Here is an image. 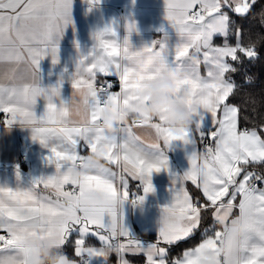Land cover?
Returning <instances> with one entry per match:
<instances>
[{"label": "snow or ice", "instance_id": "snow-or-ice-1", "mask_svg": "<svg viewBox=\"0 0 264 264\" xmlns=\"http://www.w3.org/2000/svg\"><path fill=\"white\" fill-rule=\"evenodd\" d=\"M71 12L72 0H0V62L9 69L0 79V113L10 116L4 121L8 130L13 125L30 129L32 139L49 149L47 163L55 168L28 187H0V264H27L23 242L30 236L55 237L66 253L75 236L73 254H67L76 264L100 258L108 264L110 246L119 264H129L125 252L143 253L146 264H169L168 249L160 244L191 238L209 212L213 225L203 229L197 246L171 264H200L209 252L217 254V264H264V120L241 116L239 105L230 102L241 87L235 80L238 66L262 59L264 0H165L174 43L161 28V39L135 49L129 39L136 31L132 22L126 23L122 37L116 22L94 32L86 52L76 45L75 70L68 74L72 89H89V119L83 123L68 119L69 102L60 91L63 77L55 87L40 85V61L51 56L57 63L59 40L73 22ZM231 13L243 19L259 16L260 30L250 25L245 34ZM216 36L223 37L221 46L214 44ZM152 55L159 57V67L135 70L137 63L151 64L145 58ZM167 66L184 73L176 87L194 109L192 127L177 130L163 120H130L119 125L116 135L106 134L99 127L104 112L133 111L146 81L157 79ZM99 76L104 79L99 81ZM110 77L118 78V92ZM245 82L251 83V77L245 76ZM38 98L45 102L39 116ZM134 129H148L154 137L146 142ZM194 132L204 144L202 153ZM176 141L192 148L190 167L182 175L173 174V200L161 210L157 242L145 244L130 234L123 207L142 205L154 191L152 174L168 169L167 152ZM81 147L99 153L102 162L89 163ZM126 176L139 181L143 194L129 192ZM185 181L202 192L203 203L193 199ZM97 194L104 199L99 206ZM230 225H241L243 233L237 235ZM89 236L103 247L86 246ZM118 237H126L127 243Z\"/></svg>", "mask_w": 264, "mask_h": 264}, {"label": "crops", "instance_id": "crops-1", "mask_svg": "<svg viewBox=\"0 0 264 264\" xmlns=\"http://www.w3.org/2000/svg\"><path fill=\"white\" fill-rule=\"evenodd\" d=\"M71 15L73 22L65 29L58 43L57 63L53 64L51 56H45L39 64L41 87H55L63 77L60 91L61 98L65 101L70 98L71 93L74 91L68 79V74L75 70V62L78 58L76 45L79 44L80 52H86L93 43L92 34L94 32L116 22L118 24V34L122 37L127 34L126 23H135L136 31L129 36L130 42L135 49L150 45L155 39H161L163 33L158 31L161 28L169 32L173 43L176 39L175 31L170 28L165 18V0H98L96 3H90V0H72ZM217 37L223 38L221 36L214 37V44L221 46L223 40L215 41ZM8 71V66L0 62V79H3ZM200 73L202 76L206 75V69L203 64L200 66ZM101 79L103 77L99 76L98 80ZM44 103L43 98H38L35 108L37 116L42 114ZM6 119H10L9 114L0 113V187L8 186L14 188L17 184L21 187H28L33 179L53 174L55 168L49 165L46 159L50 154L49 149L44 147L39 141H34L31 130L28 128L13 125L8 130L4 123ZM134 131L141 135L146 142H151L154 137V133L148 129H134ZM197 138L199 139V134L194 132L196 147L199 151ZM161 145L163 146L162 141ZM191 152L192 148L185 145L182 141L173 142L167 152L168 169H162L159 173L154 172L152 174L151 182L154 191L145 195L144 202L140 206H133L131 203L124 204V223L130 234L140 239L143 243L157 242L161 210L164 206L170 205L173 200V174L182 175L189 169L188 157ZM80 154L89 155L91 153L90 150L81 147ZM21 155H26V165L21 163ZM17 172H19V176H17ZM126 179L128 180L130 193L143 194L142 187L138 188L139 181L127 176ZM189 186L195 187L190 181H185L184 187L187 191H189ZM197 190L200 192V197L198 198L203 203L202 192L199 189ZM44 194L50 195L48 192ZM204 215L210 218L209 226H212L211 213H205ZM216 227L219 226L217 225ZM147 236H153V239H149ZM75 238L74 236V240ZM117 239L121 243H127L126 237H118ZM198 243L192 247L197 246ZM86 246L101 248L103 244L97 237L89 236L86 240ZM160 246L167 249L171 247L162 243ZM182 253L179 257L182 256ZM72 254L73 249L71 256ZM123 255L129 264H146V256L143 253L125 252ZM166 259L169 261L167 257ZM173 259L175 258L173 257ZM171 261L169 264H171ZM91 264H106V262L100 258L93 259ZM108 264H119V257L115 252L109 255Z\"/></svg>", "mask_w": 264, "mask_h": 264}, {"label": "clouds", "instance_id": "clouds-1", "mask_svg": "<svg viewBox=\"0 0 264 264\" xmlns=\"http://www.w3.org/2000/svg\"><path fill=\"white\" fill-rule=\"evenodd\" d=\"M259 18V16H258ZM145 60H151L152 63H137L134 65L135 70L145 72L150 67H159V57L152 55ZM184 73L177 71L171 66H167L161 75L152 81H146L147 87L141 94L140 101L135 105L133 111L121 109L117 112L110 108L103 114V119L99 127L104 129L108 135H116L119 131V125L130 120H163V122L177 130H187L193 125V108H190L184 99V94L177 93V82L182 79ZM89 89L82 87L74 90L67 100L69 107L70 121L86 122L89 119ZM102 157L99 153L89 154V163L99 164ZM104 202L103 195L97 194L95 203L99 206ZM235 227L236 234L243 233L241 225H230ZM26 250L27 264H76L68 254L56 243L55 237L45 236L39 239L36 236H30L23 242ZM108 255L114 251L113 247L106 248ZM200 264H217V254L209 252L200 261Z\"/></svg>", "mask_w": 264, "mask_h": 264}, {"label": "trees", "instance_id": "trees-1", "mask_svg": "<svg viewBox=\"0 0 264 264\" xmlns=\"http://www.w3.org/2000/svg\"><path fill=\"white\" fill-rule=\"evenodd\" d=\"M259 10V4L257 5L255 11ZM236 25H243L245 28V34H247V29L250 25H254V31H259V18L256 17L253 20L252 16L249 15L247 19L240 18L237 14L231 13ZM223 40V38L217 37L216 40ZM231 63V61L229 60ZM240 71L235 74V80L241 87L238 88L236 95L230 98V102L237 103L241 108V116H248L253 122H259L264 120V51H262V59L253 61L251 63L245 62L242 66H238ZM231 75V74H230ZM245 76L251 77V83L245 82ZM114 91L118 92L116 87ZM250 97L254 98L256 103L250 101ZM245 124L244 120H241V127ZM198 139V138H197ZM200 138L198 139V145ZM190 194L193 198L200 197V192L197 188L189 186ZM211 220L208 216L204 215V219L201 225L200 231H198L191 238L177 242L173 246L169 247L167 258L169 262L174 258L181 255L184 249L194 246L201 239L202 229L209 226ZM149 239H153V236H147ZM66 251L71 256V251L73 249L74 236L71 238Z\"/></svg>", "mask_w": 264, "mask_h": 264}, {"label": "built area", "instance_id": "built-area-1", "mask_svg": "<svg viewBox=\"0 0 264 264\" xmlns=\"http://www.w3.org/2000/svg\"><path fill=\"white\" fill-rule=\"evenodd\" d=\"M104 79V78H103ZM103 79H101V80H99V81H102ZM109 79H111L112 81H113V83H114V85H115V87H114V89L113 90H115V88L117 87L118 88V90H119V81H118V78H109ZM204 151V144L203 143H201V141L199 142V152H203ZM20 159H21V163L23 164V165H26L27 164V157H26V155H21V157H20Z\"/></svg>", "mask_w": 264, "mask_h": 264}, {"label": "rangeland", "instance_id": "rangeland-1", "mask_svg": "<svg viewBox=\"0 0 264 264\" xmlns=\"http://www.w3.org/2000/svg\"><path fill=\"white\" fill-rule=\"evenodd\" d=\"M198 147H199V145H198Z\"/></svg>", "mask_w": 264, "mask_h": 264}]
</instances>
